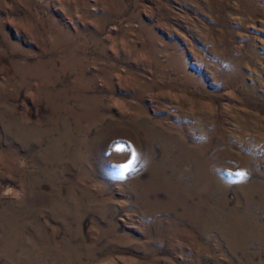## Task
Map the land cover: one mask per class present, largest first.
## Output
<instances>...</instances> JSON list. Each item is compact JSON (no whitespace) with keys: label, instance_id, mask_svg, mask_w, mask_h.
Wrapping results in <instances>:
<instances>
[{"label":"rangeland","instance_id":"374dc122","mask_svg":"<svg viewBox=\"0 0 264 264\" xmlns=\"http://www.w3.org/2000/svg\"><path fill=\"white\" fill-rule=\"evenodd\" d=\"M0 264H264V0H0Z\"/></svg>","mask_w":264,"mask_h":264},{"label":"snow or ice","instance_id":"6c2138e0","mask_svg":"<svg viewBox=\"0 0 264 264\" xmlns=\"http://www.w3.org/2000/svg\"><path fill=\"white\" fill-rule=\"evenodd\" d=\"M132 158H133V160H135V153L133 152V154H132ZM124 168H127V167H129V165H124L123 166ZM240 175H243V173H241Z\"/></svg>","mask_w":264,"mask_h":264}]
</instances>
